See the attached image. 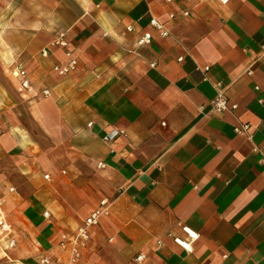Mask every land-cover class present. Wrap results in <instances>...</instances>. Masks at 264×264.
I'll use <instances>...</instances> for the list:
<instances>
[{
  "label": "crops",
  "instance_id": "0c3cea01",
  "mask_svg": "<svg viewBox=\"0 0 264 264\" xmlns=\"http://www.w3.org/2000/svg\"><path fill=\"white\" fill-rule=\"evenodd\" d=\"M25 2L11 27L0 18V264L64 262L60 235L101 198L109 214L75 264H264V0ZM61 30L77 59L66 75L49 46ZM217 83L235 110H210Z\"/></svg>",
  "mask_w": 264,
  "mask_h": 264
},
{
  "label": "built area",
  "instance_id": "2783aa9c",
  "mask_svg": "<svg viewBox=\"0 0 264 264\" xmlns=\"http://www.w3.org/2000/svg\"><path fill=\"white\" fill-rule=\"evenodd\" d=\"M166 3H170L172 0H162ZM220 3L226 4L229 0H219ZM183 16H187L189 14L188 11L184 10L181 13ZM176 14L174 12H170L168 14L169 20L175 18ZM150 27L161 37H166L169 32L165 27L164 22L159 21L156 17L151 16L149 18ZM127 30H132L131 26H127ZM65 31L61 30L55 34L53 39L51 40L49 46L50 47H59L63 50L64 56L66 60L61 64H54L52 69L59 75H66L69 72L73 71L77 65V59L74 57L69 42L66 38ZM153 32L150 30L143 31L142 35L138 38L136 44L137 45H147L150 44L153 38ZM40 55L45 57L47 56V49L43 48L40 52ZM153 65V63H152ZM14 73L17 77H19V86L18 89L20 91L28 89L30 86V81L28 79V74L24 68L21 66H16ZM216 94L210 103V110L215 112H223L226 110H235L237 108L236 103H229L228 98L225 96L223 90L220 88V84H216ZM44 94H48V90H43ZM91 124V123H89ZM249 126L245 123H242L239 126L234 128L236 133L240 134H248ZM120 131H114L110 134H107L104 138L106 140L113 139L117 134L121 133ZM262 148L255 147L253 151L259 152L262 154ZM262 164H264V158L261 159ZM99 166H103L102 163ZM48 178L46 174L44 176ZM13 188H9V191H12ZM3 198H0V205L3 203ZM110 202L107 198H101L98 202V206H96L90 214L84 219L83 223L76 228V230L70 234L62 233L60 235L59 240V248L68 253L67 259L63 262L59 258H52L49 255H42L38 259V264H75L77 260L80 258L81 250L87 245V242L90 237V228L97 225L100 218L103 216H107L109 214ZM49 212L44 211L43 215L48 216ZM12 230V226L3 218H0V232L8 233ZM183 230L189 237L188 240H181L179 238H174V241L184 250H191V243L194 241L198 234L190 230L188 227H183ZM9 244L12 246L14 244V240H11ZM144 258L142 253H139L135 259L137 261H141Z\"/></svg>",
  "mask_w": 264,
  "mask_h": 264
},
{
  "label": "rangeland",
  "instance_id": "374dc122",
  "mask_svg": "<svg viewBox=\"0 0 264 264\" xmlns=\"http://www.w3.org/2000/svg\"><path fill=\"white\" fill-rule=\"evenodd\" d=\"M25 0H0V18H7L5 19L7 21V25L4 24V27H11L8 26L11 18H18L23 16H28L27 12H23L21 10H18V7L21 4H25ZM14 7V8H13ZM16 7V8H15Z\"/></svg>",
  "mask_w": 264,
  "mask_h": 264
}]
</instances>
